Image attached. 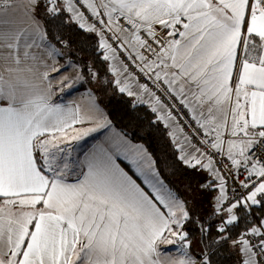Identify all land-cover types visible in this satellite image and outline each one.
Here are the masks:
<instances>
[{
	"label": "snow or ice",
	"instance_id": "1",
	"mask_svg": "<svg viewBox=\"0 0 264 264\" xmlns=\"http://www.w3.org/2000/svg\"><path fill=\"white\" fill-rule=\"evenodd\" d=\"M41 5L45 15L70 13L97 35L118 91L172 129L179 160L210 174L200 187L218 192L215 238L189 202L166 187L142 145L113 129L78 151L77 142L111 122L91 89L87 111L54 101L53 73L75 70L57 82L62 94L87 78L72 52L49 40L37 17ZM130 65L156 91L139 83ZM87 72L99 79L90 65ZM157 92L188 111L191 135L173 115L176 105ZM229 181L238 184L232 197ZM240 189L247 194L236 195ZM253 207L264 209V0H0V264H160L171 253L179 257L171 264H213L225 244L237 264H264V217L248 219ZM242 219L246 226L234 236ZM189 223L200 231L198 253Z\"/></svg>",
	"mask_w": 264,
	"mask_h": 264
},
{
	"label": "trees",
	"instance_id": "2",
	"mask_svg": "<svg viewBox=\"0 0 264 264\" xmlns=\"http://www.w3.org/2000/svg\"><path fill=\"white\" fill-rule=\"evenodd\" d=\"M62 7V5H61ZM46 9L43 5L37 10V17L45 25L49 40L61 48V51L72 52V59L82 68L86 82L82 87L91 89L96 102L104 111L111 124L132 143L142 145L155 161V167L164 181L166 187L171 189L182 200L188 201V206L192 209L194 215L198 214L211 225L212 238L216 236V229L219 218L212 216V197L218 195L217 191L202 190L200 185L211 180L207 171H201L199 168L187 167L178 159L179 152L174 149L168 132L163 122H155L156 114L151 111L147 104L137 105L133 108L135 97H130L127 93H120L115 87L113 75L109 71L110 61L103 60V53L99 51V40L95 33L85 31L79 27L77 22L70 20L71 14L61 12L57 17L45 15ZM67 41L69 48H63L57 43L56 38ZM68 57L58 60V64H64ZM99 74V79L92 80L88 76V66ZM69 70V68L67 69ZM107 81V82H105ZM120 164L129 174L133 175L132 170L124 162ZM145 191L149 189L137 179ZM252 217H264V209L253 207ZM240 215V213H237ZM244 220L240 226L235 229L233 235H238L245 228ZM251 227V224L247 225ZM185 230L190 232L192 239L193 253H198L203 245L198 241L200 231L195 224L189 223ZM207 242V241H206ZM213 264H237V257L231 254L230 245L216 249V254L212 257Z\"/></svg>",
	"mask_w": 264,
	"mask_h": 264
},
{
	"label": "crops",
	"instance_id": "3",
	"mask_svg": "<svg viewBox=\"0 0 264 264\" xmlns=\"http://www.w3.org/2000/svg\"><path fill=\"white\" fill-rule=\"evenodd\" d=\"M60 77H62L60 74L59 75H56L55 73L52 74V86H53V92H54V96H53L54 101L57 102V103H61V102H63V103L73 102L74 104L79 105L83 111H87L89 109V107H90V99L86 95V93H87L88 90L86 88H84V87H78V88L73 89L70 93L62 94L57 89V85H53L54 83H57L59 81ZM135 87L136 86H134V88ZM251 90H255V89L253 88ZM93 126H94L93 124H83V125L77 124V125H75V127L77 129L82 128V127L83 128H87V127H93ZM113 129L115 130V132L120 133L111 124V128H109L107 130H101L100 133H92L89 137H86V138H84V140L77 142V149H78V151L79 150H82L86 146L85 145V141H87V146H91L92 143H95L97 141H104L106 138H108L112 134ZM170 130H172V129L170 128ZM120 134L123 135L122 133H120ZM93 137L95 139H93ZM124 138L127 141H129L132 145H139V144L132 143L125 136H124ZM74 155H75V153H74ZM120 161L124 162L122 159H118L117 160V163L120 164ZM126 165H128V164H126ZM128 166L131 169V166L130 165H128ZM121 167H123V166L121 165ZM141 182H142V180H141ZM159 259H160V264H171V260L176 259V257L173 254H166V255H161Z\"/></svg>",
	"mask_w": 264,
	"mask_h": 264
},
{
	"label": "built area",
	"instance_id": "4",
	"mask_svg": "<svg viewBox=\"0 0 264 264\" xmlns=\"http://www.w3.org/2000/svg\"><path fill=\"white\" fill-rule=\"evenodd\" d=\"M82 10H83V9H82ZM85 15L88 16V13H87L86 10H85ZM88 19H89V21L91 22V17H90V16L88 17ZM97 27H99V25H97ZM158 30H159V29H158ZM164 34L166 35L167 33L165 32ZM98 40H99V38H98ZM109 42L111 43V40H109ZM113 46L115 47L116 45H113ZM120 58L123 59L125 63H129V61L126 59L124 53H122V52L120 53ZM130 70H131L133 73H135V75L138 77V79H139V83H142V84H143V83H147L148 86H149V88H151L153 91H156L155 86H154V85H153V84H152V83H151V82H150L145 76L141 75V74L138 72V70H137L136 68H134V67H132V66L130 65ZM165 88H166V86H165ZM157 95L161 96V99L164 100L165 104H167L169 107H171L172 104H175V105H176V108L173 109V115L177 117V120L179 121L180 125L184 127V131H185V133H188L189 135H191L192 128L195 127V122L191 120L190 114H189L188 111L183 107V105H181V104L179 103V101H178L175 97H173V99H172L171 101H168V100L163 96L162 93L157 92ZM181 114L183 115V119L180 118V117H181ZM185 120H188V121H189V123L192 125V128H190V127L188 126V124H185V123H184ZM202 135H203V133L201 132V133H200V136H202ZM192 143H193V144H196L197 146H201V145H200V142H199V137H197V136H193V137H192ZM203 150H204L205 152L208 151V149H206V148L203 149ZM213 158H214V160H216L217 167H219V166H220V165H219V160L216 158L215 155H213ZM224 162H225V163H228V164L230 165V162L227 161V159H225ZM222 174H223V175H227V173H222ZM254 178H255V177H254ZM239 179H240V180H243V179H244V175H241V176L239 177ZM228 185H229L228 196H229V197H232V196H233L232 188H233V187H238V184H233L232 181H229V182H228ZM240 194H244V195H246L247 193H246L243 189H240L239 192L236 193V195L239 196ZM159 247H160L161 249H163V248L165 247V245L161 244V245H159ZM171 254H173V255L176 257V259H179V257H178L177 255H175V253H171Z\"/></svg>",
	"mask_w": 264,
	"mask_h": 264
},
{
	"label": "rangeland",
	"instance_id": "5",
	"mask_svg": "<svg viewBox=\"0 0 264 264\" xmlns=\"http://www.w3.org/2000/svg\"><path fill=\"white\" fill-rule=\"evenodd\" d=\"M75 74V70L73 68H69V70L63 71L60 73L61 76H65V75H74ZM53 85H57V89L60 91V85L58 83H54ZM135 84H132V87L134 88ZM78 87H82V84L78 83L75 88ZM74 88V89H75ZM135 89V88H134ZM61 92V91H60Z\"/></svg>",
	"mask_w": 264,
	"mask_h": 264
}]
</instances>
